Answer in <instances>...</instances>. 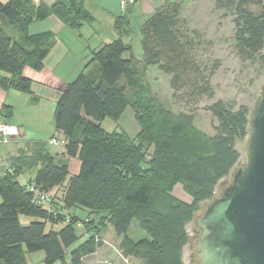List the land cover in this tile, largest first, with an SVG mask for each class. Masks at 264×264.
Wrapping results in <instances>:
<instances>
[{
	"label": "trees",
	"instance_id": "16d2710c",
	"mask_svg": "<svg viewBox=\"0 0 264 264\" xmlns=\"http://www.w3.org/2000/svg\"><path fill=\"white\" fill-rule=\"evenodd\" d=\"M78 4L74 11L57 0L50 6L0 1V20L20 35L8 34L0 21V88L31 94L32 80L23 70L42 69L55 34H29L28 26L56 15L79 29L93 17ZM182 7L179 0H166L145 20L141 59L121 37L104 42L61 91L53 126L65 140L64 155L79 161L76 174H70L66 162H55L48 142L26 143L7 160L0 176V264H28L26 254L35 251L44 252L45 264H64L66 250L79 240L74 229L79 222L85 239L70 251V264H85V257L103 244L100 233L106 222L121 237L123 257L141 264H184L186 227L238 163L236 143L248 136L250 120L247 106L216 100L207 107L216 121L215 134L199 146L203 136L190 133L193 112H174L151 91L145 71L155 65L170 76L174 98L195 105L202 97H213L211 78L220 62L202 57L199 33L188 28ZM213 7L232 18L235 55L243 62L264 63V0H213ZM124 18L116 21L119 34L129 25ZM126 108L138 125L133 136L102 127L105 119L118 122ZM8 109L4 106L2 112L8 115ZM30 171L33 175L21 183L19 175ZM30 183L44 191L60 189L51 194L52 208L32 201ZM176 183L190 194L189 202L172 194ZM72 208L87 210V217L80 220L69 213ZM22 217L30 219L24 223ZM132 222L148 237L132 239L127 234Z\"/></svg>",
	"mask_w": 264,
	"mask_h": 264
},
{
	"label": "rangeland",
	"instance_id": "374dc122",
	"mask_svg": "<svg viewBox=\"0 0 264 264\" xmlns=\"http://www.w3.org/2000/svg\"><path fill=\"white\" fill-rule=\"evenodd\" d=\"M252 9L255 8L252 7ZM185 14L188 19V21H186L188 28L196 30L199 33L198 40L200 42V54L202 57L212 60L216 59L220 62V67L211 78V84L214 90L213 97H202L195 105H187L183 100L174 98L169 86L170 76L160 71L155 65L147 67L145 80L148 82L151 91L174 112L187 110L193 112L194 121L190 133L192 132L198 136H203V139L201 138V142H199L200 146L201 144L205 145L207 137L215 134L214 127L216 121L212 117L211 112L207 110V107L216 100H231L247 106L250 120L256 100L264 86V63L258 60L243 62L235 55L232 18L230 15H224L221 11L215 10L213 7V0H198L196 8L192 9L191 6H189ZM7 26L9 27L3 24L1 25L8 34L17 37L18 32L15 31L12 25L7 22ZM131 36L133 38V43L136 44L137 39L140 38L139 28L138 30L137 28L134 29ZM139 48L140 45L136 48L134 47V50L137 51ZM262 53L264 54V49ZM16 94L20 95H18V98L15 97V107L11 110L10 116L13 114V119L15 118L22 123L25 142L43 141L47 143L52 137L58 139L62 138V134L56 131L53 126L54 107L56 102L51 98L50 94L39 97L37 101H34L32 95L29 93L16 92ZM2 115L5 114L2 113ZM4 117L7 118L8 115ZM102 127L107 131H112L113 129L122 130L129 136H133L138 126L133 118V112L130 108H126L118 122L105 119L102 122ZM5 145L7 146L9 144ZM0 146H3V144H0ZM236 147L240 152L239 161L230 173L218 182L215 188L214 198L220 196L222 188L231 182V173L237 165L240 164L243 166L246 164L248 136L244 140L237 142ZM46 148L53 156H56L64 149V145L60 144L55 146L47 143ZM60 162L62 161L59 159L56 160V163ZM29 175H33V172H28L27 176ZM23 179L24 178H22L21 181ZM50 193L54 194L52 191ZM55 194L58 195L59 193ZM172 194L182 201L189 202L191 200L190 194L183 188L181 183H176L173 186ZM211 200L204 201L199 205V209L193 221L186 227L189 241L183 249L184 264H194L198 261V257L195 255L197 251L195 243L201 230L196 224V217L204 212ZM71 213L76 214L80 220H83L86 214L81 208H72ZM28 219L30 218L22 217L21 220L26 223ZM59 226H61V224H58L57 227ZM74 229L79 236L78 242L84 240L83 228L76 223ZM127 234L134 240L148 237L144 231L137 227L135 222H132ZM117 237V242L115 240L111 242L119 244ZM118 238L121 239V237ZM109 259L111 258L109 257ZM123 263L126 264L124 261ZM131 263L141 264L139 261L135 262L132 260ZM88 264H90V261H88ZM119 264L121 263L119 262Z\"/></svg>",
	"mask_w": 264,
	"mask_h": 264
},
{
	"label": "crops",
	"instance_id": "0c3cea01",
	"mask_svg": "<svg viewBox=\"0 0 264 264\" xmlns=\"http://www.w3.org/2000/svg\"><path fill=\"white\" fill-rule=\"evenodd\" d=\"M0 1L8 2L9 0ZM33 1L35 4L42 2L47 6H50L55 2V0ZM77 1L81 4V7L88 11L93 17L92 22L83 23L78 30L64 25L56 15H50L43 20L33 21L28 26L29 34L45 31H51L55 34V43L45 57L42 69L35 71L29 67H25L23 70V74L32 80L31 95L34 101H37L39 97L50 94L51 98L56 102L66 85L85 68V65L91 57V53L99 49L104 42L112 41L121 37L125 44L131 46L136 59H141V36L137 39V43L134 44L131 36L132 31L136 28L137 30L138 28L140 30V27L145 20L150 17L158 7L163 5L166 0H136L134 4L126 9L125 12L120 10V0ZM179 1H181L183 5L181 13L182 17L187 19V15L185 14L186 10L189 6H191L192 9H195L198 0ZM119 17H125V21L127 20L129 23L128 27H121V34L118 32L120 28L118 29V24L116 22ZM0 21L3 25L9 27L4 20ZM186 21H188V19ZM17 37H20V35ZM138 45H140V48L135 51L134 47L136 48ZM125 55L128 56V53ZM15 91L16 90L14 89L6 90L0 88V114L2 115L4 106H8L10 108L6 110L7 113L9 111L8 117L5 118V115H2V117L5 118L6 121L16 125L19 129V135L13 138L12 141L8 143L9 145L0 146V176L2 175L4 161L15 157L20 149L25 148L26 143H31L25 142L24 140L22 123L15 118L13 119V114L10 116L11 110L15 107V97L18 98V95H20L16 94V92L19 91ZM57 159L67 163L70 174H76L78 172L79 161L76 158L65 156L64 149L54 156L55 162ZM27 173L28 172H24L19 175L18 180L21 183L26 182L30 178V175L27 176ZM22 178L24 179L21 181ZM51 191L59 193V190L56 189H52ZM84 211L86 213L85 217H87L88 212L87 210ZM69 213H71V209H69ZM91 217L95 220L97 219V217L93 215H91ZM78 225L81 226L80 222ZM57 226L58 225H55L54 228L56 229ZM100 236L103 240V244H101L93 254L85 257V264H88V261H90V264H119V262L124 264V260L120 256L121 252L118 248V244L111 242L112 240L116 241L117 236L115 235L113 227L108 222H106L105 227L101 229ZM117 239L119 242L120 238L117 237ZM80 242L75 243L66 250L64 264H70L69 253ZM109 257L111 259H109ZM26 260L28 264H45L44 252L35 251L27 253ZM131 260L135 262L138 261L135 259H130V261ZM54 264H60V262H55Z\"/></svg>",
	"mask_w": 264,
	"mask_h": 264
},
{
	"label": "water",
	"instance_id": "95a60500",
	"mask_svg": "<svg viewBox=\"0 0 264 264\" xmlns=\"http://www.w3.org/2000/svg\"><path fill=\"white\" fill-rule=\"evenodd\" d=\"M78 11L77 0H57ZM250 117L247 162L196 217L194 264H264V86Z\"/></svg>",
	"mask_w": 264,
	"mask_h": 264
},
{
	"label": "built area",
	"instance_id": "2783aa9c",
	"mask_svg": "<svg viewBox=\"0 0 264 264\" xmlns=\"http://www.w3.org/2000/svg\"><path fill=\"white\" fill-rule=\"evenodd\" d=\"M136 0H120V10L122 12H125L126 9L134 4ZM19 135V129L16 125L8 122L5 120V118L2 117L0 114V144H8L12 141L13 138L17 137ZM48 143L50 145H64L65 140L64 138L58 139V138H51L48 140ZM4 167H8L9 163L8 161H4L3 163ZM28 190L33 193V202H36L37 204H43L46 206H50L52 208L51 203V193L49 191H44L39 189L34 183H30L28 185ZM53 210V209H52ZM58 213L56 210H53V214ZM120 256L124 260L126 264H132L129 258L123 257V255L120 253Z\"/></svg>",
	"mask_w": 264,
	"mask_h": 264
}]
</instances>
